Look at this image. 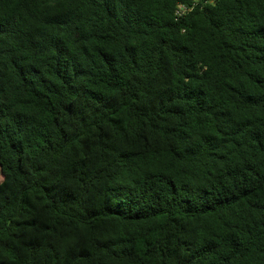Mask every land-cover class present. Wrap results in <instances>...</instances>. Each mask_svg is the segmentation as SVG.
I'll use <instances>...</instances> for the list:
<instances>
[{
    "label": "trees",
    "instance_id": "trees-1",
    "mask_svg": "<svg viewBox=\"0 0 264 264\" xmlns=\"http://www.w3.org/2000/svg\"><path fill=\"white\" fill-rule=\"evenodd\" d=\"M0 174V264H264V0H0Z\"/></svg>",
    "mask_w": 264,
    "mask_h": 264
},
{
    "label": "built area",
    "instance_id": "built-area-1",
    "mask_svg": "<svg viewBox=\"0 0 264 264\" xmlns=\"http://www.w3.org/2000/svg\"><path fill=\"white\" fill-rule=\"evenodd\" d=\"M192 7L193 6H188L186 4H180L179 7H178V9H177V11H176V13H177V15H182V14H184V12L192 9Z\"/></svg>",
    "mask_w": 264,
    "mask_h": 264
},
{
    "label": "rangeland",
    "instance_id": "rangeland-1",
    "mask_svg": "<svg viewBox=\"0 0 264 264\" xmlns=\"http://www.w3.org/2000/svg\"><path fill=\"white\" fill-rule=\"evenodd\" d=\"M2 178L1 174H0V179Z\"/></svg>",
    "mask_w": 264,
    "mask_h": 264
}]
</instances>
